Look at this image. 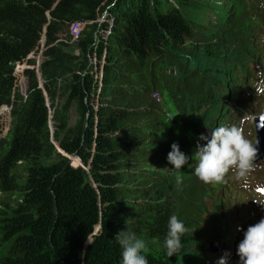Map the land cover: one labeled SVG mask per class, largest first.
<instances>
[{
	"label": "trees",
	"instance_id": "1",
	"mask_svg": "<svg viewBox=\"0 0 264 264\" xmlns=\"http://www.w3.org/2000/svg\"><path fill=\"white\" fill-rule=\"evenodd\" d=\"M230 6L258 20L254 38ZM78 21L85 27L76 54L61 37ZM44 32L41 80L35 67L25 69L27 94L0 138V264H122L121 231L146 241L148 264L211 257L207 245L218 237L201 239L209 196L192 180V161L174 170L167 157L173 143L192 157L198 133L211 136L217 123L246 114L248 94L264 78V0H0V108L13 104L16 66ZM253 50L260 61L251 62ZM62 88L84 122L62 134L58 114L52 134L50 105ZM205 108L206 117L199 113ZM169 109L179 125L164 123ZM53 137L61 151L80 157L92 180L68 156L43 160ZM172 215L187 232L168 257Z\"/></svg>",
	"mask_w": 264,
	"mask_h": 264
},
{
	"label": "rangeland",
	"instance_id": "2",
	"mask_svg": "<svg viewBox=\"0 0 264 264\" xmlns=\"http://www.w3.org/2000/svg\"><path fill=\"white\" fill-rule=\"evenodd\" d=\"M241 8L236 9L235 7L230 6L229 14L232 19H236V21L243 25V30L246 33L248 37H255L254 30L256 29V24H258V20L253 17L249 16H241L242 12H240ZM106 13L100 12L98 16V23L102 25L103 21L105 20ZM110 20V19H109ZM85 27V26H84ZM102 29H100L101 31ZM64 42L68 43V46L65 47L66 50L71 51L73 53H80L77 47V41L73 39L70 34L64 33L62 34V37ZM44 43L45 40L42 37L40 44L36 48L35 51H33L30 55L24 59L23 62H20L17 64L16 67V75H17V82H16V94L13 101V104L11 106H2L0 108V138H6L9 134V130L11 127L12 117H11V111L14 106H16L19 103V100L21 97H25L27 94V88H28V78L25 75V69L27 66H30L29 59L35 60V70L37 72V75L39 79L41 80V74L39 71L40 64L42 62L43 56L42 52L44 49ZM30 56V57H29ZM260 61L258 52L256 50H253V54L251 57V62H257ZM98 61L94 59V64L92 63V69L91 73L98 75L99 72V65L97 63ZM249 64L245 65L242 69L243 71V77L239 80L240 82H243L245 80V76H247L249 73ZM32 67V66H30ZM248 73V74H247ZM64 88H62V96L60 99H57L54 101V104L56 106L50 105V123H51V129L52 134H54L55 131V117L58 114L63 113L64 119L66 123V128L62 132L64 134L67 130H69L72 127H76L81 125L84 122L83 115L79 109L78 103L76 100H71L69 102V92H67ZM227 88L225 87L221 92L224 94V91H226ZM162 97V96H160ZM50 104V101H48ZM10 107V108H9ZM170 108V107H169ZM171 110V109H169ZM208 109H202L199 113H208ZM172 113V111H169ZM176 114V120L175 114L172 117V115H166L164 123L173 124V125H179L181 117L178 115L177 112H174ZM209 115V113L207 114ZM262 115V114H261ZM260 115V116H261ZM247 126H251L250 123H246ZM166 129L168 128L165 126ZM53 146L50 147L43 156V160L46 163H50L53 160L59 158L61 155L67 156L68 153H66L64 150L61 151V148L59 147L58 139L56 137H53ZM65 153V154H63ZM72 156V155H70ZM76 159V158H75ZM75 159H71V163L74 166H82V168L86 169V173L88 176V180H92L91 174L89 172V167L83 162V161H75ZM261 161V168L252 174L250 177V180L254 182L255 180H262L264 179V154L259 159ZM189 166V165H188ZM190 171L193 176L194 170H192L191 167ZM182 177L186 178L189 177L187 175H183ZM196 177V176H195ZM193 181L197 183L198 186L202 187L205 192H207V195L209 196V199L207 200L206 206L208 208V213L204 216L203 219V234L201 235V239L204 241L209 240L210 238H216L217 239V248H223L224 249H231L232 245H238L239 244V237H240V231L241 227L245 224V222L250 219L251 221H259L261 219V209H252V201L249 199L246 201L245 205L243 206V201L247 199V195L245 194L240 199L236 200L234 197L230 196L228 194L229 188L225 181L220 184L212 183V184H205L202 181H200L197 177L192 178ZM195 183V184H196ZM242 181L240 179H237V185H241ZM248 186L245 189L247 194L249 193V189H251V183H247ZM258 205V204H256ZM213 244V243H212ZM220 245V246H219ZM221 249V250H224Z\"/></svg>",
	"mask_w": 264,
	"mask_h": 264
},
{
	"label": "clouds",
	"instance_id": "3",
	"mask_svg": "<svg viewBox=\"0 0 264 264\" xmlns=\"http://www.w3.org/2000/svg\"><path fill=\"white\" fill-rule=\"evenodd\" d=\"M257 95H264V81L255 86ZM240 125L219 126L211 131L210 138L201 135L199 140L205 144H197L195 157L197 160L194 169L195 176L205 184H220L225 181L226 175L234 171L237 179L244 181L247 187V178L254 170L258 148L246 138ZM168 153V161L174 166V170H180L188 163V157L180 151L179 145L173 143ZM179 177L177 180L179 181ZM256 198L254 203L264 206V185H257L254 189ZM187 232V228L176 215H172L168 221V231L164 239V248L168 257L177 254L182 249L181 237ZM122 251V264H148V260L142 252L146 249V241L138 238L131 231H121L116 235ZM91 243L90 241H88ZM239 264H264V218L247 227L243 233V239L237 247ZM219 264H226L221 258Z\"/></svg>",
	"mask_w": 264,
	"mask_h": 264
},
{
	"label": "water",
	"instance_id": "4",
	"mask_svg": "<svg viewBox=\"0 0 264 264\" xmlns=\"http://www.w3.org/2000/svg\"><path fill=\"white\" fill-rule=\"evenodd\" d=\"M43 38H44V40L46 39L45 32H44V34H43ZM29 57H30V56H29ZM256 121H257V129H258V130H257V132H258V139H257V141L260 142V145L257 146V147L261 148V149H260V153H259V155H257V157H261L262 154H264V115L261 116L260 118H257ZM63 154H65V153H63ZM67 156L69 157L70 155H67ZM257 157H256V158H257ZM69 158L72 159V157H69ZM100 227H101V225H98V226L95 228L93 235L96 234V233L98 232V230H99ZM93 235H91V236L87 239V241H86V246L89 244L88 241H90V242L92 241V239H93ZM216 246H217V242H213V244H212V243H209V244L207 245V252H209V253H214V252L216 251Z\"/></svg>",
	"mask_w": 264,
	"mask_h": 264
},
{
	"label": "built area",
	"instance_id": "5",
	"mask_svg": "<svg viewBox=\"0 0 264 264\" xmlns=\"http://www.w3.org/2000/svg\"><path fill=\"white\" fill-rule=\"evenodd\" d=\"M109 23H110V24L112 23V19L109 20ZM84 26H85V22H80V21H78V22H74V23H72V25L70 26V36H71L73 39L77 40V38L80 36V34H81V32H82ZM110 31H111V29L108 28V31H106L105 34H108ZM30 66H32V67H30ZM30 66H27V68H33V67H34V65H30ZM16 67H17V66H16ZM40 74H41V73H40ZM100 75H101V70H100ZM100 75H99V76H100ZM96 78H97V77H96ZM156 97H157V98L159 97V95H157V93H156ZM6 106L8 107V105H6ZM9 108H10V107H9ZM69 157H72V159L78 158L79 161H81L80 157L77 156V155H72V156H69ZM72 165H73V164H72ZM73 166H74V165H73ZM79 166H80V165H79ZM75 167H77V166H75Z\"/></svg>",
	"mask_w": 264,
	"mask_h": 264
},
{
	"label": "bare ground",
	"instance_id": "6",
	"mask_svg": "<svg viewBox=\"0 0 264 264\" xmlns=\"http://www.w3.org/2000/svg\"><path fill=\"white\" fill-rule=\"evenodd\" d=\"M155 98H156V97H155ZM158 102H159V101H158ZM165 113H166V112H165ZM208 116H209V115H208ZM198 134H199V133H198ZM196 138H197V137H196ZM187 153H188V152H187ZM189 153H190V152H189ZM189 153H188V154H189ZM188 164H191V163H188ZM184 166H186V165H184ZM189 167H190V166H189Z\"/></svg>",
	"mask_w": 264,
	"mask_h": 264
}]
</instances>
